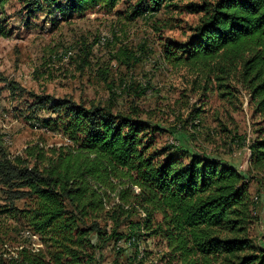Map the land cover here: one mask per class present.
I'll return each mask as SVG.
<instances>
[{"label":"trees","instance_id":"trees-1","mask_svg":"<svg viewBox=\"0 0 264 264\" xmlns=\"http://www.w3.org/2000/svg\"><path fill=\"white\" fill-rule=\"evenodd\" d=\"M9 1L0 0V11ZM17 1L29 13L49 4L72 17L120 0ZM174 1L137 0L131 18L152 17ZM188 8L200 13L199 22L185 42H167L166 59L195 76L196 90L214 86L222 98L234 99L238 85L249 94L260 122L248 144V172L178 146L155 149L154 133L161 130L131 115L37 95L0 78L12 96L27 94L33 107L47 109L44 126L72 144L35 145L15 158L0 150V242L5 231H29L46 247L34 252L25 246L15 258L1 252L0 264H100L98 253L122 240L136 252L123 264H144L138 246L151 236L164 242L167 264H264V246L250 236L258 218L249 191L251 182H264V0ZM9 33L0 14V36ZM9 221L15 226L8 228Z\"/></svg>","mask_w":264,"mask_h":264},{"label":"rangeland","instance_id":"rangeland-1","mask_svg":"<svg viewBox=\"0 0 264 264\" xmlns=\"http://www.w3.org/2000/svg\"><path fill=\"white\" fill-rule=\"evenodd\" d=\"M203 1L216 0H176L152 17L132 19L131 6L137 0H120L114 8L98 5L72 17L53 11L49 4L29 13L19 1L10 0L0 11L10 32L0 36V78L37 95L69 98L86 106L94 103L115 114L131 115L161 130L154 133L155 149L182 147L222 158L246 173L248 144L260 122L249 94L238 85L234 99L222 98L214 86L196 90L195 76L166 59L167 42H185L199 22L200 13L188 5ZM33 104L27 94L12 96L0 80V150L11 158L23 156L35 145L72 146L61 131L44 126L50 112ZM249 191L257 202L258 218L250 236L264 246V182H251ZM4 204L0 198V206ZM18 206L23 208L24 203ZM10 222L5 223L8 228L15 226ZM6 232L4 244L0 242L6 258L17 257L25 246L34 252L46 248L29 231L22 236ZM120 242L98 253L100 264H112L117 258L123 264L135 256L134 247ZM118 248L125 250L121 256ZM138 250L144 264H167V248L159 237L142 238Z\"/></svg>","mask_w":264,"mask_h":264},{"label":"built area","instance_id":"built-area-1","mask_svg":"<svg viewBox=\"0 0 264 264\" xmlns=\"http://www.w3.org/2000/svg\"><path fill=\"white\" fill-rule=\"evenodd\" d=\"M100 43L104 44L105 43V39H102V37H101Z\"/></svg>","mask_w":264,"mask_h":264}]
</instances>
